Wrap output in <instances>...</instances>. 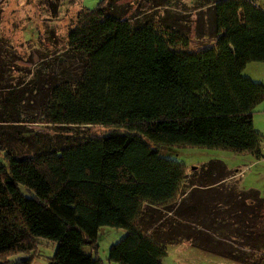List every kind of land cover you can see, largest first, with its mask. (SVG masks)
I'll use <instances>...</instances> for the list:
<instances>
[{"label": "trees", "instance_id": "16d2710c", "mask_svg": "<svg viewBox=\"0 0 264 264\" xmlns=\"http://www.w3.org/2000/svg\"><path fill=\"white\" fill-rule=\"evenodd\" d=\"M111 1L79 11L66 46L81 64L74 81L50 88L43 118L113 129L62 147L36 139L34 152L22 155L6 148L17 137L0 139V264H32L41 237L58 243L49 264H106L98 253L104 225L126 229L107 260L164 264L166 244L182 232L176 215L188 175L164 153L187 145L262 153L254 113L264 81L243 72L264 62V7L216 0V43L190 49L181 30L113 13ZM2 61L0 82L7 54ZM12 81L1 90L5 118L20 107Z\"/></svg>", "mask_w": 264, "mask_h": 264}, {"label": "rangeland", "instance_id": "374dc122", "mask_svg": "<svg viewBox=\"0 0 264 264\" xmlns=\"http://www.w3.org/2000/svg\"><path fill=\"white\" fill-rule=\"evenodd\" d=\"M98 1L0 0V48L4 51L0 50V68L5 53L9 62L3 80L13 79L10 85H19L22 92L20 102L17 100L19 109L12 108L6 118L0 115V139L17 137L6 147L15 154L34 152L39 144L36 139L41 143L48 139V145L54 141L62 147L113 129L97 124L55 126L43 118L50 88L68 79L74 81L71 73L81 64L82 57L67 50L68 33L79 11ZM215 1L112 0L109 10L134 20L152 18L176 27L188 35L190 49H199L216 43ZM255 1L264 7V0ZM243 73L264 81V62H250ZM254 115L255 127L264 136V112ZM170 148L164 155L183 163L188 175L182 208L176 215L182 232L171 242L164 264H264V141L261 155L202 145ZM125 233L123 227L100 228L98 253L106 264H119L107 257L111 244ZM57 245L55 240L41 237L32 264H49ZM84 250L92 252L89 245H84Z\"/></svg>", "mask_w": 264, "mask_h": 264}, {"label": "crops", "instance_id": "0c3cea01", "mask_svg": "<svg viewBox=\"0 0 264 264\" xmlns=\"http://www.w3.org/2000/svg\"><path fill=\"white\" fill-rule=\"evenodd\" d=\"M256 110H255V112H264V100L262 101V102H260L257 106H256ZM255 118H256V115H254V121H255ZM171 242H169V243H167L166 245H167V248H168V253H169V247H171ZM204 248V247H203ZM204 251H207V252H210V253H212V251L213 250H209V249H207V248H205V249H203ZM216 252V254H220L219 252H217V251H215ZM221 255V254H220ZM163 263H164V259H163Z\"/></svg>", "mask_w": 264, "mask_h": 264}]
</instances>
